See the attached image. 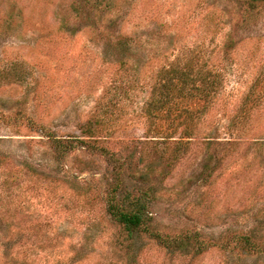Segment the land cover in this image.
<instances>
[{
    "label": "rangeland",
    "instance_id": "374dc122",
    "mask_svg": "<svg viewBox=\"0 0 264 264\" xmlns=\"http://www.w3.org/2000/svg\"><path fill=\"white\" fill-rule=\"evenodd\" d=\"M193 51L225 88L162 146L197 107L152 133V79ZM0 264H264V0H0Z\"/></svg>",
    "mask_w": 264,
    "mask_h": 264
},
{
    "label": "trees",
    "instance_id": "16d2710c",
    "mask_svg": "<svg viewBox=\"0 0 264 264\" xmlns=\"http://www.w3.org/2000/svg\"><path fill=\"white\" fill-rule=\"evenodd\" d=\"M125 39L121 38L118 45L119 47H124V41L122 40ZM32 74L33 71L30 68L29 70L24 71L22 77L17 81L18 84L23 86L24 83H28V81H30L29 77H31ZM155 74L156 77L152 79V97L146 108L147 116L149 117L151 124L150 131L152 133L156 131L158 135L162 130L163 133L165 132L166 128L161 129L160 122L164 119L168 122L171 120V113L174 110L173 105L177 107L176 109L180 108L176 99L181 98L183 99V102H190L197 107V109L192 110L191 108L188 109L186 107V109H184L186 118H184L181 123L179 122V125L176 127L175 123V125L170 128L173 130L172 133H167L166 137H160L161 139L159 140L161 141L157 142H162L159 143L162 146H168L171 142H185L186 138H180L179 140L175 138L176 132L179 128L185 127V130L181 133L182 136L190 137L194 135V131L199 127V123L208 113L207 109L211 107L208 104L214 105L215 100L222 94V91L225 88V75L222 73L221 69L210 65L209 62H201V58L197 55L196 51L190 52L189 57L177 56L172 62L168 61L157 69ZM248 98L250 100L249 96ZM200 101L207 104L202 109L199 105ZM243 111L244 107L241 110V113ZM198 113H200V115L196 116ZM181 116L183 118V115ZM177 120L179 121V116L176 117L173 124ZM41 128L44 130L46 129V127ZM83 132L90 135L94 134L90 131V127L87 131ZM242 132L246 135L244 129ZM51 134L53 133L45 132L46 137L53 139L55 142L54 144L60 149V157L65 154V149H69L70 146H73L74 141H76L58 139ZM94 137L95 136H88L89 139L93 140L96 139ZM81 142L83 143V140ZM108 211L113 219L130 234L140 231L145 227L147 221L145 205H142L140 202H138V204H131L130 206L123 205L118 199L117 189H113L108 196Z\"/></svg>",
    "mask_w": 264,
    "mask_h": 264
}]
</instances>
